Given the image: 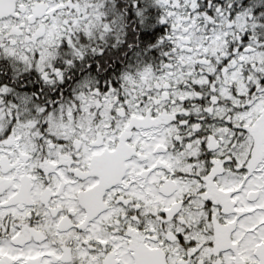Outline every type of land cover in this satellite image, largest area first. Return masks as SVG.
<instances>
[{
	"label": "snow or ice",
	"instance_id": "obj_1",
	"mask_svg": "<svg viewBox=\"0 0 264 264\" xmlns=\"http://www.w3.org/2000/svg\"><path fill=\"white\" fill-rule=\"evenodd\" d=\"M0 264H264V0H0Z\"/></svg>",
	"mask_w": 264,
	"mask_h": 264
}]
</instances>
